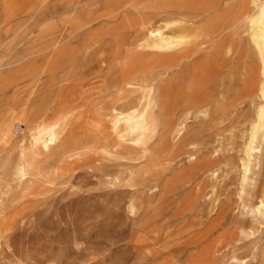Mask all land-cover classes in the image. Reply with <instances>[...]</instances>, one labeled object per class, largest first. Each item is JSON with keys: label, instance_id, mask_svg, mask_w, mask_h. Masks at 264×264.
I'll list each match as a JSON object with an SVG mask.
<instances>
[{"label": "rangeland", "instance_id": "1", "mask_svg": "<svg viewBox=\"0 0 264 264\" xmlns=\"http://www.w3.org/2000/svg\"><path fill=\"white\" fill-rule=\"evenodd\" d=\"M202 1L0 0V116L31 110L30 125L1 154L11 167L0 187V264H261L264 219L251 210L259 199L241 190L260 101L247 86L256 66L249 0H220L208 17L223 16L217 32L200 37L191 56H174L169 70L142 76L140 85L155 78L165 86L156 136L143 147L128 141L102 150L109 135L102 109L117 99L108 89L115 63L148 27L177 30L167 27L174 12L200 19ZM44 96L74 106L64 142L84 140L88 149L64 160L55 149L43 154L45 172L18 185L13 168ZM189 96L206 100L207 112L192 109L184 134H168Z\"/></svg>", "mask_w": 264, "mask_h": 264}, {"label": "bare ground", "instance_id": "2", "mask_svg": "<svg viewBox=\"0 0 264 264\" xmlns=\"http://www.w3.org/2000/svg\"><path fill=\"white\" fill-rule=\"evenodd\" d=\"M219 1L220 0H203L200 8H198L199 10L197 9L202 15L200 19H196L197 16H195L187 20L183 17L181 12H174L179 15V17L176 20H170L171 22L168 23L167 27L169 25L177 27V30L171 33L164 32L159 26L148 27L144 30V36L139 38L133 47L128 48L126 56L122 61L115 63L113 68L111 67L112 71L110 76L112 77V82L109 84L108 89L111 88L115 91L117 99L116 102L114 100L115 104L111 106L108 105L109 107L102 106V115L106 116V121L109 124V135L105 139V146L102 150L107 152L113 150L117 152L118 148L124 147L125 143L128 141L143 147L156 136L159 131L162 113H164V103L166 100L164 95L165 86H158L155 83V78L146 80L144 85H140L141 78L142 76H148L149 73L159 67H165V71L169 70L175 65L176 56H183L185 58L192 55V45H194L200 37L217 32L218 23L222 20L223 16L216 18L208 17L217 9ZM249 2L252 8L247 12L246 19L249 22V41L256 56V66L252 73L249 74L247 86L250 93L254 96H258L260 101L250 123L248 143L245 148V158L242 161L243 175L241 178V190L243 196H251L255 199H259L257 205L251 210L254 211L255 215H259L264 219V0H249ZM163 22L165 23V21ZM136 54L144 55V57L139 59V57L135 56ZM56 60L58 61V59ZM47 61L43 64L40 71L33 75L37 82H39L42 76L50 69V65L47 64ZM53 64L55 65V63ZM30 76L32 77V74ZM90 87H92V85ZM102 87L104 89V86ZM57 101L60 113L56 119L47 121L46 115L49 111L53 110V103ZM77 101L76 103H78ZM92 104L91 100V105ZM207 106L208 102L206 100L196 101L193 100L192 96H189L187 101L183 103V107L186 109L184 113L178 117L174 125L171 123L168 125V134L183 135L191 110L197 109L198 114L203 112L206 113ZM29 111L23 109L17 116H11L12 114L10 116H0V187H2L3 183L2 173L11 167L9 158H3L1 154L6 150L9 141L13 139V135L23 130L21 126L25 122H28V125H30L27 116ZM74 111V106L68 103L66 104L60 98L58 100H53L44 96L38 101L35 119L32 120L35 124L30 129L31 133L28 131L30 134L28 136L30 137L27 141L29 142L26 144H23V142L20 146L19 158L13 168L15 180L18 182V185H22L25 181L27 182L28 179L31 180V178L45 172L44 170L42 173L40 165V157L43 154L49 153L51 150L55 149L61 155L62 160H64L73 156L75 157V155L76 157L77 155L80 156V153H82L81 151L87 148V145L82 142L84 140H72L77 141L73 144L64 142L67 141L64 136L65 126L67 120L75 113ZM95 137L97 136L95 135ZM23 139L20 141H25ZM98 140H100V138ZM95 144L93 145L95 146ZM25 187H23V189ZM260 259L261 264H264V250L261 252ZM239 264L247 263L240 262Z\"/></svg>", "mask_w": 264, "mask_h": 264}]
</instances>
